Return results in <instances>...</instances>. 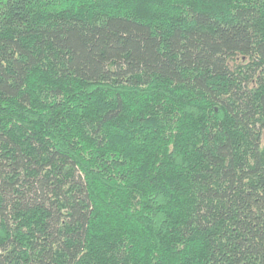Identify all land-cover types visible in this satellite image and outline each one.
Listing matches in <instances>:
<instances>
[{"label": "trees", "instance_id": "obj_1", "mask_svg": "<svg viewBox=\"0 0 264 264\" xmlns=\"http://www.w3.org/2000/svg\"><path fill=\"white\" fill-rule=\"evenodd\" d=\"M0 264H264V0H0Z\"/></svg>", "mask_w": 264, "mask_h": 264}]
</instances>
